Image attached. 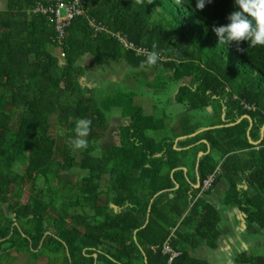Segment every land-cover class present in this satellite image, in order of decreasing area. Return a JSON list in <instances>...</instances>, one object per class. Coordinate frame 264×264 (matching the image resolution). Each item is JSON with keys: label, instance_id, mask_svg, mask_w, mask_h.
<instances>
[{"label": "trees", "instance_id": "16d2710c", "mask_svg": "<svg viewBox=\"0 0 264 264\" xmlns=\"http://www.w3.org/2000/svg\"><path fill=\"white\" fill-rule=\"evenodd\" d=\"M85 1L89 18L109 33L94 35L88 20L77 18L60 45L49 17L35 14L56 0H0V240L51 264H131L142 253L148 264H209L190 251L217 248L221 236V218L207 200L214 187L202 192L214 174V186L222 178L229 184L226 204L264 231V140L254 145L264 130V46L245 41L240 52L235 43L219 44L213 31L229 23L235 0H212L203 10L197 0ZM115 34L148 51L156 43L161 59L142 65L146 57L123 49ZM86 57L96 68L125 62L150 70L157 81L145 80L156 90L168 74L174 82L190 81L180 86L178 104L189 112L226 111L225 120L180 143L206 145L179 152L175 140L150 135L160 132L159 123L135 105L133 92L101 97L82 86ZM114 111L125 121L119 143L98 153ZM54 118L64 129L57 138ZM78 120H91L84 150L71 146ZM208 146L199 181L183 180L176 169ZM166 244L178 253L171 262ZM236 264H264V255L242 254Z\"/></svg>", "mask_w": 264, "mask_h": 264}, {"label": "crops", "instance_id": "0c3cea01", "mask_svg": "<svg viewBox=\"0 0 264 264\" xmlns=\"http://www.w3.org/2000/svg\"><path fill=\"white\" fill-rule=\"evenodd\" d=\"M90 61L93 63V61L86 57L81 60L80 66L85 69L87 72L88 67L84 66V62ZM114 64L119 63H112L110 66H113ZM90 65V64H89ZM109 67V66H106ZM138 70V69H137ZM123 81V80H122ZM122 81L118 82L122 83ZM116 84V83H114ZM183 85V84H182ZM97 89V88H96ZM101 90V88H98L96 91ZM177 100V97H176ZM186 112H189L187 108L182 106ZM207 111L206 116H204L202 119L210 120V125H203V123H199L197 126L193 124H187L189 125L184 131H178L175 136L173 137H165L170 138L169 140H175L174 142V149L182 152L187 151L191 149H196L202 144H207L206 141L201 142L199 145L186 148L180 147V143L183 140L196 137L206 131L219 128V118L220 121L225 120L226 111H223L219 115V113H216L215 108L211 107L205 110H202V112ZM118 113V112H117ZM116 113V114H117ZM119 117L121 118L120 114ZM122 120V119H121ZM179 122L175 127H185V125H182ZM121 126V125H120ZM119 126V128H120ZM199 128V132L194 136L186 137L185 133L192 131L193 129ZM119 133V129H118ZM177 137V138H175ZM264 140V130L262 131L260 135V141L254 142L255 146H259L262 141ZM209 151L207 153L201 152L199 154L198 160L194 161L191 158L187 160V164L185 166H181L176 170H182L184 172L183 180L188 181H199L198 178V166H200V161L203 157L206 155H209L211 152L210 146H208ZM174 170L172 174L176 171ZM173 176V175H172ZM196 188H199V184L195 186ZM178 188V185L176 186V189ZM241 188L248 190V188L243 184ZM229 190V184L226 179L222 178L220 181L214 186V188L211 190L207 200L216 208V210L219 213V216L221 218V222L219 224V229L221 230V236L218 239L217 248H210L207 244H202L199 248L190 251V256L196 259H202L207 261L209 264H236V259L239 255L246 254L247 256L253 255L254 248L264 243V231L258 232L257 229L251 228L249 224L246 221L244 213L239 210L238 207L228 205L225 202V196ZM246 232L248 235H246ZM260 236V237H259ZM259 237V238H257ZM236 248V249H235ZM95 259H97V254L94 255ZM0 264H51L50 259L47 257H32V255L20 252L19 250H10L9 246L6 244L4 240H0ZM96 264H103L102 262H96ZM131 264H148V258L145 253H142V256H138L136 260H133Z\"/></svg>", "mask_w": 264, "mask_h": 264}, {"label": "rangeland", "instance_id": "374dc122", "mask_svg": "<svg viewBox=\"0 0 264 264\" xmlns=\"http://www.w3.org/2000/svg\"><path fill=\"white\" fill-rule=\"evenodd\" d=\"M4 8L5 6L0 4V10H3ZM65 15L66 11L63 9L62 16ZM60 55V53H57V56ZM63 60V56L60 57L61 63L64 62ZM84 63V66L90 69H88L85 76L80 80L82 86L87 88L90 92L101 88V90L97 92V95H101V97L119 91L133 92L136 95L134 98L135 105L141 107L147 116L153 117L158 121L160 132L150 133L151 136L158 140L165 139L166 136H175L178 131H184L190 123L196 126L201 122L203 125L205 124L207 126L211 123L210 120L202 119L204 116L208 115L207 111L188 113L178 104L176 97L180 86L182 84H187L190 81L186 80L181 83L174 82L170 80L169 76L171 75L168 74V77H166L165 80L160 79V82L158 81L159 85H165L166 83V86L160 90H156L154 87L149 86L146 81L149 80L150 83H155V81H157L158 74L150 70L133 69L128 67L125 62L102 68H96L94 63H91L90 61ZM120 81H122V83L117 84ZM117 112L118 111H114L115 114H113L111 118L110 128L98 142V153L103 146L119 143L118 129L120 125L125 124V121L121 120ZM179 122L182 125L186 124L185 127H175ZM187 122L189 123L187 124ZM211 124H213V122ZM52 132L56 138L58 137V133H64V129L62 132L58 129L55 118L53 119ZM76 170V168L73 169V171ZM29 197L30 191L28 190L24 197V202H27ZM246 235H248L247 232ZM253 255H264V243L259 244L254 248Z\"/></svg>", "mask_w": 264, "mask_h": 264}, {"label": "clouds", "instance_id": "9594fccd", "mask_svg": "<svg viewBox=\"0 0 264 264\" xmlns=\"http://www.w3.org/2000/svg\"><path fill=\"white\" fill-rule=\"evenodd\" d=\"M136 3H142L143 0H135ZM151 2V0H150ZM212 0H197L196 9L203 10L207 3ZM181 4L182 0H176ZM235 6L238 10L233 11L227 17L229 23L214 27L213 31L219 38V44L237 45L240 52L245 49L239 47L242 42H248L250 47L264 46V0H235ZM158 47L153 43L152 51L146 52V60L142 65L154 67L161 59L159 52L155 49ZM91 120H78L75 132L76 138L71 141V146L76 150H84L88 147L86 137L89 135Z\"/></svg>", "mask_w": 264, "mask_h": 264}, {"label": "built area", "instance_id": "2783aa9c", "mask_svg": "<svg viewBox=\"0 0 264 264\" xmlns=\"http://www.w3.org/2000/svg\"><path fill=\"white\" fill-rule=\"evenodd\" d=\"M63 9H65L66 11L65 16H62ZM35 14H41L43 16L49 17L50 21L55 27L56 33L59 36L60 45L65 40L67 29L77 18H86L94 35L109 33L104 25H102L101 23H97L94 19L89 18L88 6L85 0H72L67 4L64 3L63 0H56V4L54 7L47 8L41 5L38 6ZM113 37L119 42L123 49L127 51H133L140 57H146V52H149L147 49L138 48L135 44L128 41V37H123L121 36V34H115L113 35ZM216 180L217 174H214L210 176L208 180H205L203 183L202 192H207L211 188H213ZM164 253L170 254V262L178 256V253L174 252L168 244H166L164 247Z\"/></svg>", "mask_w": 264, "mask_h": 264}]
</instances>
